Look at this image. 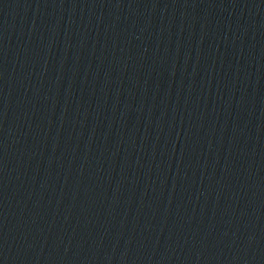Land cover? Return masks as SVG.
<instances>
[{
    "label": "water",
    "instance_id": "95a60500",
    "mask_svg": "<svg viewBox=\"0 0 264 264\" xmlns=\"http://www.w3.org/2000/svg\"><path fill=\"white\" fill-rule=\"evenodd\" d=\"M0 264H264V0H0Z\"/></svg>",
    "mask_w": 264,
    "mask_h": 264
}]
</instances>
